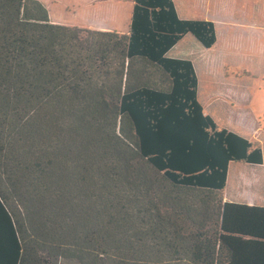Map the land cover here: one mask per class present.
Here are the masks:
<instances>
[{
	"label": "trees",
	"instance_id": "1",
	"mask_svg": "<svg viewBox=\"0 0 264 264\" xmlns=\"http://www.w3.org/2000/svg\"><path fill=\"white\" fill-rule=\"evenodd\" d=\"M172 0H133L127 33L0 0V264H264V206L223 200L259 145L205 113Z\"/></svg>",
	"mask_w": 264,
	"mask_h": 264
},
{
	"label": "crops",
	"instance_id": "2",
	"mask_svg": "<svg viewBox=\"0 0 264 264\" xmlns=\"http://www.w3.org/2000/svg\"><path fill=\"white\" fill-rule=\"evenodd\" d=\"M38 1L42 3L48 11V17L50 22L61 24L49 12V10H51V5L57 2L53 0ZM172 1L179 19L211 21L214 24L216 40L211 47L205 48L191 34L187 33L183 35L181 39H179V41H177V43H175L167 51L166 56L170 58L186 59L191 61L197 78V99L201 104L204 112V104H208L212 101L220 102L224 105L225 102L221 100L236 99V101H239L241 97L238 96V94L235 93L234 89L231 87L232 83L229 81L230 76H228V73H231V71H238L239 67H241V65L239 66L238 63L245 64V59H247V61L255 62L256 58L251 55V51L256 48V43L259 39L256 38L255 40H253L250 46L248 45L250 41H247V46H244V50L242 48L234 49L235 45L234 43H231V40L233 38L227 37L226 35V32H228L227 30L229 29V27H231L230 23L232 16H230V12L228 11L231 10L232 0ZM113 3H115V8L109 6V4ZM132 7L133 0H129L128 2L127 0H106L102 3H99V0H69L63 6V10H93L92 14H97V16H94L91 19L82 20V22L84 24L86 22V24L90 26V29L100 31L118 32L119 20L120 18H123V21L126 22L124 33H127ZM106 10H115V16H113V14H110ZM111 20H115V29L113 25H111ZM248 35L249 34H246V36ZM260 60L264 61L263 59ZM208 83H210V85ZM219 90H222L223 92L220 93ZM241 99H243L242 101H244L247 99V96ZM205 113L208 114V112ZM239 125L242 126L240 127V131H233L226 127L223 128H226L227 130H230L240 136H243L249 141L259 145L262 151V163L237 164L238 166L233 168V171L232 169L230 170L229 163L227 169L226 183L223 189V200L226 202L254 205L253 202L254 200L256 201V198L258 197L257 196L256 198H254L255 195H258L260 191L264 192V148L262 145H260V141L258 140V138H255L254 136L255 133H259L258 131H260L261 124L259 123V120L254 117H244L240 121ZM246 128L250 131L248 132ZM250 132L252 134H250ZM254 168L258 169V173H253ZM250 173H252L254 176L252 179H249L246 176ZM230 175L232 178L230 177ZM233 179L237 180L236 183L234 181L233 184L234 190L228 188L227 186L228 182L229 184H231V181ZM246 183L256 186L255 193H253L249 197H243L244 194L240 191V188L243 185H246ZM256 205L264 206V203H258Z\"/></svg>",
	"mask_w": 264,
	"mask_h": 264
},
{
	"label": "rangeland",
	"instance_id": "3",
	"mask_svg": "<svg viewBox=\"0 0 264 264\" xmlns=\"http://www.w3.org/2000/svg\"><path fill=\"white\" fill-rule=\"evenodd\" d=\"M53 1H56L57 3L51 5V10H49V12L61 23V25L90 29V26H88L86 22L84 24L82 20L91 19L94 16H97V14H92L93 10H63V6L69 0ZM105 1L106 0H99V3ZM128 1L129 0H127V2ZM109 6L115 8V3L109 4ZM106 11L115 16V10ZM228 12H230L232 18L230 23L231 27L227 30L228 32H226V35L227 37L233 38L231 43H234V49L242 48L244 50L247 41H250V43H248L250 46L253 40L256 38L259 39L256 43V48L251 51V55L256 58L255 62L247 61V59H245V64L238 63L239 66L241 65L238 71H231V73H228V76L231 78H229V81L232 83L231 87L234 89L235 93L241 98L247 96V99L244 101H242L243 99L241 98L239 101H236V99L221 100L225 102V105L220 102L212 101L208 104H204V109L220 127H226L233 131H240V127L242 126L239 124L244 117H254L258 119L261 128L260 131H258L259 133H255L254 136L255 138H258L260 145L264 148V61L260 60H264V0H232L231 10ZM111 23L115 29V20H111ZM125 27L126 22L123 21V18H120L118 23V33L124 34ZM246 34L249 35L246 36ZM208 84L210 85V83ZM219 91L220 93L223 92L222 90ZM246 130L248 132L250 131L247 128ZM250 134L252 133L250 132ZM237 164L243 163L230 162V170L232 169L233 171V168L238 166ZM253 170V173H258V169L254 168ZM246 176L249 179L254 177L252 173ZM234 181L236 183L237 180L233 179L231 184L228 182V188L234 190ZM249 185V183H246V185H243L240 188L241 193L244 194L243 197H249L255 193L256 186ZM254 198H256V201L254 200L253 202L254 205L264 203V192L260 191Z\"/></svg>",
	"mask_w": 264,
	"mask_h": 264
}]
</instances>
